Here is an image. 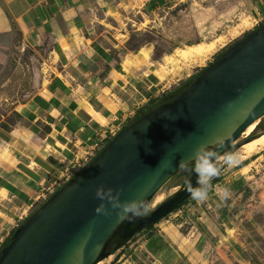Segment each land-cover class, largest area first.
I'll return each instance as SVG.
<instances>
[{"label": "crops", "instance_id": "crops-1", "mask_svg": "<svg viewBox=\"0 0 264 264\" xmlns=\"http://www.w3.org/2000/svg\"><path fill=\"white\" fill-rule=\"evenodd\" d=\"M143 5V0H0V13L11 15L36 44L49 41L57 61L48 84L18 106L20 122L0 129V248L46 201L47 189L62 187L65 175L110 130L119 132L165 91L153 68L154 44L129 50L112 31L120 17ZM260 5L257 14L264 18ZM181 227L164 218L135 235L120 259L197 264L200 245L192 242V230L184 233Z\"/></svg>", "mask_w": 264, "mask_h": 264}, {"label": "water", "instance_id": "water-1", "mask_svg": "<svg viewBox=\"0 0 264 264\" xmlns=\"http://www.w3.org/2000/svg\"><path fill=\"white\" fill-rule=\"evenodd\" d=\"M264 117V26L232 45L180 95L120 130L78 175L20 225L0 264H97L191 198L193 178L148 215L158 191L194 163L201 145L220 155ZM255 138L246 139L245 143ZM244 143V144H245ZM242 146V145H241ZM190 166V165H189ZM184 170V169H183Z\"/></svg>", "mask_w": 264, "mask_h": 264}, {"label": "rangeland", "instance_id": "rangeland-1", "mask_svg": "<svg viewBox=\"0 0 264 264\" xmlns=\"http://www.w3.org/2000/svg\"><path fill=\"white\" fill-rule=\"evenodd\" d=\"M143 2L142 8L136 7L131 14L120 17L112 31L129 50L145 46L148 41L154 44L153 68L162 80L163 86L158 88L165 90L160 96L184 88L214 63L218 55L259 28L253 26L254 17L259 19L256 8L260 0ZM242 23L247 26L241 28ZM219 38H225L219 50L197 62L163 57L174 55L176 49L192 42H212ZM52 48L47 40L36 44L11 15L0 13V129L10 130L18 124L21 120L18 106L28 103L57 73ZM259 124L255 136L264 132V117ZM245 141L241 137L230 151L236 155L232 166L221 163L216 176L219 182H212L216 177L211 180L205 200L191 197L179 210L165 217L175 226L182 224L180 231L184 233L192 230V242L200 245L197 264H264V150L242 163L241 145ZM184 185L185 177L178 173L158 191L142 215H148ZM122 248L97 264H123L126 259H120ZM181 259L187 260L184 254Z\"/></svg>", "mask_w": 264, "mask_h": 264}, {"label": "clouds", "instance_id": "clouds-1", "mask_svg": "<svg viewBox=\"0 0 264 264\" xmlns=\"http://www.w3.org/2000/svg\"><path fill=\"white\" fill-rule=\"evenodd\" d=\"M223 145L215 142L214 147L201 145L196 149L192 159L194 163H189L185 160L179 162V167L183 170L189 165L192 166V170L196 173V185L193 186L189 182L187 191L193 199L203 201L207 198L209 188L211 187V180L218 176L220 173L221 163L232 166L236 160L234 153L225 152L220 155L217 151H213V148H222ZM87 166V165H86ZM68 182V181H67ZM227 191V190H225Z\"/></svg>", "mask_w": 264, "mask_h": 264}, {"label": "bare ground", "instance_id": "bare-ground-1", "mask_svg": "<svg viewBox=\"0 0 264 264\" xmlns=\"http://www.w3.org/2000/svg\"><path fill=\"white\" fill-rule=\"evenodd\" d=\"M241 28L247 26L245 23L240 24ZM238 33V29H237ZM234 34L236 31L234 30ZM222 39V41H221ZM219 38L212 42H203L199 44L186 45L184 49L176 50L175 55L168 56L169 59H178L186 62H197L203 59L207 55L215 54L219 50V46L222 45L225 38ZM221 41V42H220ZM181 66V65H180ZM259 122L253 123L247 128L241 137L248 139L256 130ZM242 156L241 162L244 163L248 158L264 150V132L255 137L252 141L242 144L241 146ZM247 165V164H246ZM244 165L246 168L247 166ZM101 264V263H100Z\"/></svg>", "mask_w": 264, "mask_h": 264}, {"label": "trees", "instance_id": "trees-1", "mask_svg": "<svg viewBox=\"0 0 264 264\" xmlns=\"http://www.w3.org/2000/svg\"><path fill=\"white\" fill-rule=\"evenodd\" d=\"M259 4H261L260 6H261V9H262V11H263V13H264V0H261ZM261 26H264V22H263L262 24H260L259 27H261ZM220 55H221V54H220ZM220 55L217 56L216 60L220 57ZM197 77H198V76H197ZM193 81H194V80H191L190 82H188V83L184 86V88L180 89L179 91H177V92H175V93H171V94H168V95H165V96H160L159 98H156V99H152V100H150L149 103H148V105L136 115V117L132 120V122L135 121L137 118H139V117L145 115L146 113L150 112L151 110H153V109H155V108L161 106L162 104L167 103V102L170 101L173 97L180 95L183 91H185V90L191 85V83H192ZM132 122H131V123H132ZM129 124H130V123H128L127 125H129ZM127 125H126V126H127ZM126 126H125V127H126ZM125 127H124V128H125ZM259 127H260V124L257 126L255 132H254L249 138H255V137H256L255 134L257 133ZM110 141H111V140H109V141H107V142L109 143ZM108 143H107V144H108ZM233 149H234V147L232 148V150H233ZM91 161H92V160H91ZM91 161H90V162H91ZM179 174L182 175V176L184 175V177H185V182H186V184H187V183L193 178L194 171L192 170V166L190 165V166H188L186 169L182 170ZM212 182H213L214 184L218 183V182H219L218 177H216ZM188 200H189V199H188ZM188 200H186L184 203H182V204H180L179 206H177L172 212L179 210L183 205H185V204L188 202ZM172 212H170L168 215H170ZM168 215H167V216H168ZM167 216H166V217H167ZM164 218H165V217H164ZM164 218H163V219H164ZM163 219H161V220H163ZM26 220H27V219H26ZM26 220H25V221H26ZM161 220H159V221H157L156 223H154V224L148 226L147 228L143 229L141 232L152 229L153 226H154L155 224L159 223ZM25 221H24V222H25ZM24 222H23V223H24ZM141 232H139V233H141ZM13 233H14V232H13ZM13 233H12V234H13ZM139 233H138V234H139ZM12 234H11V235H12ZM10 237H11V236H10ZM10 237H9V238H10ZM9 238L4 242V244H3L2 247L0 248V251H1V250L3 249V247L6 245V243H7L8 240H9ZM132 238H133V237H132ZM132 238H131V239H132ZM131 239H129V240H125V239H122V238H117V239L115 240V242L113 243V245L109 248V251H110V250H114V248H115L118 244H121L122 247H124V246H125V245H126ZM114 253H115V251H114ZM114 253H113V254H114ZM111 264H115V263L112 262Z\"/></svg>", "mask_w": 264, "mask_h": 264}, {"label": "built area", "instance_id": "built-area-1", "mask_svg": "<svg viewBox=\"0 0 264 264\" xmlns=\"http://www.w3.org/2000/svg\"><path fill=\"white\" fill-rule=\"evenodd\" d=\"M264 22V18L263 17H259L255 19V25L253 27H259L260 24H262ZM134 116H136L134 114ZM119 129H112L109 131V136L102 138V141L100 143L95 144L88 152H87V157L88 159L84 160V162L76 165V167L73 168V171L68 172L67 175H65V179L67 181H69L70 179H72L73 177H75V175H77L78 173L81 172V170L86 167V165L104 148V145L107 141L111 140L118 132ZM106 141V142H105ZM105 142V143H104ZM56 191L55 187L53 188H49L46 191V194L44 195V199L49 198L54 192Z\"/></svg>", "mask_w": 264, "mask_h": 264}, {"label": "flooded vegetation", "instance_id": "flooded-vegetation-1", "mask_svg": "<svg viewBox=\"0 0 264 264\" xmlns=\"http://www.w3.org/2000/svg\"><path fill=\"white\" fill-rule=\"evenodd\" d=\"M185 186V185H184Z\"/></svg>", "mask_w": 264, "mask_h": 264}]
</instances>
